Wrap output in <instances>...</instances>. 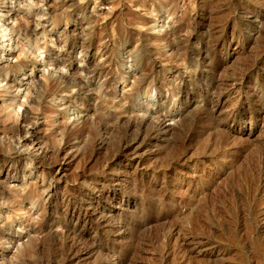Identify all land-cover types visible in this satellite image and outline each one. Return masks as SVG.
Returning a JSON list of instances; mask_svg holds the SVG:
<instances>
[{
  "label": "rangeland",
  "instance_id": "obj_1",
  "mask_svg": "<svg viewBox=\"0 0 264 264\" xmlns=\"http://www.w3.org/2000/svg\"><path fill=\"white\" fill-rule=\"evenodd\" d=\"M190 1L0 0V264H264V0Z\"/></svg>",
  "mask_w": 264,
  "mask_h": 264
},
{
  "label": "bare ground",
  "instance_id": "obj_2",
  "mask_svg": "<svg viewBox=\"0 0 264 264\" xmlns=\"http://www.w3.org/2000/svg\"><path fill=\"white\" fill-rule=\"evenodd\" d=\"M190 1V0H189ZM192 1V0H191ZM191 1H190V4H192L191 3ZM185 2V1H184ZM186 3V2H185ZM194 3V2H193ZM197 4V3H196ZM9 5V4H8ZM7 5V6H8ZM10 6V5H9ZM184 6V5H183ZM191 6V5H190ZM192 6H194L193 4H192ZM208 6V5H207ZM26 7H27V12H30V10L32 9V5L31 4H27L26 5ZM151 7V6H150ZM152 8V7H151ZM205 8V7H204ZM215 8V7H214ZM10 9V8H9ZM192 9V8H191ZM194 9V8H193ZM150 10V9H149ZM151 12H153V8L150 10ZM32 12V11H31ZM148 12V11H147ZM194 12V11H193ZM154 13H156L155 12V10H154ZM222 13V12H221ZM195 14V13H194ZM202 14V13H201ZM151 15V14H150ZM153 15V14H152ZM155 15V14H154ZM156 16V15H155ZM194 17V16H193ZM202 17V16H201ZM209 17V16H208ZM202 23V22H201ZM202 25V24H201ZM0 27H1V25H0ZM220 27V26H219ZM5 30H7V29H5ZM28 31V30H27ZM9 32V31H8ZM7 31L5 32V33H8ZM29 32V31H28ZM0 33H2V31L0 32ZM4 33V32H3ZM2 35H4V34H2ZM1 36V35H0ZM9 37V36H8ZM119 38V37H118ZM10 39V38H9ZM8 39V40H9ZM1 40H2V38H1ZM6 42V41H5ZM9 42V41H8ZM115 42V41H114ZM113 42V45L115 44ZM116 42H117V40H116ZM7 43V42H6ZM10 43V42H9ZM35 44V43H34ZM7 45H8V43H7ZM36 45H37V43H36ZM112 45V46H113ZM34 46V45H33ZM37 47V49H38V46H36ZM34 48H35V46H34ZM29 49V48H28ZM36 49V48H35ZM37 49H36V51H37ZM25 50V49H24ZM27 50V49H26ZM39 50V49H38ZM28 51H31V50H28ZM38 52V51H37ZM37 59V58H36ZM40 60V59H39ZM22 64V63H21ZM19 67H21V65H19ZM3 69H5V68H3ZM17 69V68H16ZM1 70V69H0ZM8 70V69H7ZM2 72V71H1ZM5 72V71H4ZM1 75H3L4 76V74H1ZM0 75V76H1ZM118 76H121V75H116V77H118ZM47 78V77H46ZM118 78H120V77H118ZM109 80V79H108ZM115 80V79H114ZM72 81V80H71ZM80 83V82H79ZM228 83V82H227ZM231 85H233V84H231ZM41 88H42V90L41 91H39V94H38V97H41V96H43L44 94H45V92L47 91V83L46 82H43L42 83V86H41ZM108 88V87H107ZM230 88V87H229ZM232 88V87H231ZM109 89V88H108ZM218 89V88H217ZM234 89V88H233ZM51 90V89H50ZM87 90V89H86ZM104 90H105V88H104ZM216 90V89H215ZM106 92H107V89L105 90ZM104 91V92H105ZM212 92V91H211ZM234 92V91H233ZM103 93V92H102ZM108 93H109V91H108ZM107 93V94H108ZM105 94V93H104ZM235 94V93H234ZM101 95H103V94H101ZM108 96V95H107ZM113 97H114V95H113ZM118 107V106H117ZM123 108V107H122ZM123 111V110H122ZM109 116V115H108ZM136 153V152H135ZM104 186V185H103ZM96 187V186H95ZM263 187V186H262ZM96 189V188H95ZM94 190V189H93ZM95 196V195H94ZM100 219V218H99ZM71 234V233H70ZM70 244V243H69ZM138 244V243H137ZM96 254V253H95ZM113 254V253H112ZM114 255V254H113ZM110 257V256H109ZM112 257H114V256H112ZM117 259V258H116Z\"/></svg>",
  "mask_w": 264,
  "mask_h": 264
}]
</instances>
